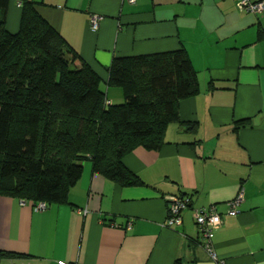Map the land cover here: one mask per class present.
<instances>
[{"label":"crops","instance_id":"1","mask_svg":"<svg viewBox=\"0 0 264 264\" xmlns=\"http://www.w3.org/2000/svg\"><path fill=\"white\" fill-rule=\"evenodd\" d=\"M32 1L100 77L108 103L124 101L107 84L120 56L184 48L198 91L179 100L180 121L167 124L158 149L137 146L123 156L142 184L119 186L84 161L67 202L36 211L0 194V252L14 255L1 261L216 264L193 217V208L214 204L223 219L213 238L218 256L225 264H264V13L240 11L234 0ZM21 2L9 0L10 33L19 30ZM247 118L249 125L234 128ZM239 191L238 213L229 215L227 201ZM172 195L189 196L190 206L169 227Z\"/></svg>","mask_w":264,"mask_h":264},{"label":"trees","instance_id":"2","mask_svg":"<svg viewBox=\"0 0 264 264\" xmlns=\"http://www.w3.org/2000/svg\"><path fill=\"white\" fill-rule=\"evenodd\" d=\"M8 4L0 0V194L67 202L84 161L119 186L142 184L122 158L137 146L158 149L167 124L180 121L179 100L197 93L186 50L114 57L107 84L124 101L111 104L100 77L32 0L21 2L16 33L5 26Z\"/></svg>","mask_w":264,"mask_h":264},{"label":"built area","instance_id":"3","mask_svg":"<svg viewBox=\"0 0 264 264\" xmlns=\"http://www.w3.org/2000/svg\"><path fill=\"white\" fill-rule=\"evenodd\" d=\"M133 3L135 0H128ZM235 5L238 10L251 13V14H262L264 13V0H234ZM98 16L92 15L90 17V25L92 29L98 28ZM243 200V193L239 191L237 195L227 201V214L236 215L238 213V206ZM21 203L25 201L21 200ZM33 209L36 211H41L46 208V203L43 201L30 202ZM190 206V197L187 195H172L168 198V211L167 217L165 219V225L172 227L175 225H180L182 223V213L185 209ZM193 217L195 224L200 233V245L206 252L207 256L213 260L216 264H225V261L218 256L215 246H214V234L215 231L222 224V214L218 212L214 204L207 207L193 208ZM114 226V224H112ZM130 224L127 225L129 227ZM0 264H4L1 261ZM6 264H14L13 262H8ZM57 264H68L64 260H59Z\"/></svg>","mask_w":264,"mask_h":264}]
</instances>
